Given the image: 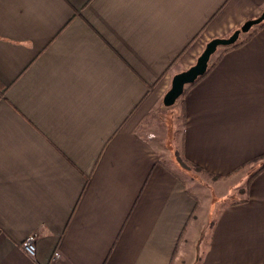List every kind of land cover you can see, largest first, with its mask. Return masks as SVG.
<instances>
[{"label":"crops","instance_id":"obj_1","mask_svg":"<svg viewBox=\"0 0 264 264\" xmlns=\"http://www.w3.org/2000/svg\"><path fill=\"white\" fill-rule=\"evenodd\" d=\"M262 12L0 0V264H264V169L246 185L264 163V25L181 96L172 144L189 179L155 119L172 76Z\"/></svg>","mask_w":264,"mask_h":264},{"label":"water","instance_id":"obj_2","mask_svg":"<svg viewBox=\"0 0 264 264\" xmlns=\"http://www.w3.org/2000/svg\"><path fill=\"white\" fill-rule=\"evenodd\" d=\"M264 19V12L254 19L246 20L238 29L227 37H215L210 39L203 47L195 62L188 68L175 73L171 78L169 89L162 98V104L166 107L173 105L175 100L182 94L185 85L192 83L202 75L208 66L211 56L219 46H228L236 41L240 33H246L249 29Z\"/></svg>","mask_w":264,"mask_h":264},{"label":"rangeland","instance_id":"obj_3","mask_svg":"<svg viewBox=\"0 0 264 264\" xmlns=\"http://www.w3.org/2000/svg\"><path fill=\"white\" fill-rule=\"evenodd\" d=\"M241 34V33H240ZM239 34V37H241ZM223 49V46H219L217 48V50L215 51V53L211 56L210 60H212L217 53H219L221 50ZM180 100H181V96H179L175 102L173 103V105L169 106V107H165L162 105V107L156 112L158 115L156 116V121H162L161 123H163V129H162V134L164 132H166L165 136L168 135L167 140H165L166 144L169 146V148L172 150V152L174 153V157L178 160V155L177 152H175V150L173 149V144H172V138L174 135V130H180L181 128V124H182V112H181V105H180ZM178 104V106L175 108L174 105ZM157 125V124H155ZM152 127L151 129L153 130H158L156 128V126H150ZM160 127L162 128V125H160ZM150 129V128H149ZM161 133V130H160ZM180 166H176V170L185 178L189 179V174L193 173V172H197L198 170L189 165L188 163H184L182 162L180 159L178 160ZM181 167V168H179ZM200 176H203L204 178V174L200 173ZM244 184H240V186L234 190V192H231L230 195L224 197V198H218V197H212L211 198V202L214 204V206L216 207H220L221 205H223L226 202H229L230 200L236 198L238 195H242L244 188H243Z\"/></svg>","mask_w":264,"mask_h":264},{"label":"trees","instance_id":"obj_4","mask_svg":"<svg viewBox=\"0 0 264 264\" xmlns=\"http://www.w3.org/2000/svg\"><path fill=\"white\" fill-rule=\"evenodd\" d=\"M264 25V19L261 20L258 24H256L257 27H260V26H263ZM255 26V25H254ZM253 27V26H252ZM251 29V28H250ZM256 29H253L251 32H248L246 37L244 39L241 40V38L238 36V38L236 39V41L234 43H232L231 45H228V46H225L223 47V49L216 54V56L212 59V60H209V63H208V66H207V69L206 71L200 75L199 77H197L192 83L188 84V85H185V87L183 88V91H182V95H184V93L186 92V89L188 87H190L191 85H193L195 82H197L201 77H203L208 71L209 69L216 63V61L220 58L221 54L224 53L225 51H227L228 49H231L233 47H236L238 46L239 44H241L248 36H250ZM264 169V163L261 164V166L257 169V171L255 173H252L248 179L246 180V185H248L249 181L252 179V177L257 173L259 172L260 170Z\"/></svg>","mask_w":264,"mask_h":264},{"label":"built area","instance_id":"obj_5","mask_svg":"<svg viewBox=\"0 0 264 264\" xmlns=\"http://www.w3.org/2000/svg\"><path fill=\"white\" fill-rule=\"evenodd\" d=\"M35 239H36V234H30L27 237H25V239L22 241L21 243V249L23 250V252L30 256L33 257L34 256V252H35ZM56 256L58 254H55Z\"/></svg>","mask_w":264,"mask_h":264}]
</instances>
